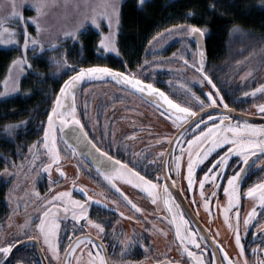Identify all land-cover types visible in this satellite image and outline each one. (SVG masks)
I'll list each match as a JSON object with an SVG mask.
<instances>
[{
  "label": "snow or ice",
  "instance_id": "6c2138e0",
  "mask_svg": "<svg viewBox=\"0 0 264 264\" xmlns=\"http://www.w3.org/2000/svg\"><path fill=\"white\" fill-rule=\"evenodd\" d=\"M27 2L35 9L37 16L35 18L25 19L20 11L13 13V18L19 19L22 22L24 28L23 31V50L26 57L31 47L35 52L36 48L40 51H44L45 42L40 37H33L27 31L28 23L36 25L37 31L42 32L44 29L41 27V21L45 15V9L49 7V0H27ZM137 3L141 6L144 5L145 0H137ZM15 7H22V5H15ZM214 8L215 5H210ZM107 22V27L110 30L107 34H104L98 42V49L108 52H115L119 54L116 45V35L113 29L115 24L116 29L120 25V13L117 5L114 2H108L100 5L98 10L93 14L85 16L75 27L71 29L62 30L55 38V40H49L46 43L51 48L65 49L66 46L78 45L81 46V30L86 25H93L96 29L102 28V22ZM4 21H0V43H15L14 37L16 32L11 31L9 27L4 26ZM183 31L188 32L190 35L195 36L197 41L201 40L206 35V29L198 26H190L183 28ZM234 31H240L234 29ZM249 36L252 34L249 33ZM157 40V37H153ZM261 46V51L264 52V38L255 37ZM158 42V40H157ZM200 60L198 63H194L192 68L200 77L199 83L201 86H209L210 90L203 93V99L195 96V93L189 88L188 93L191 94L195 101V108L191 105H182L180 102L170 98L164 91L154 86L153 83H145L141 79L133 78L129 72L127 75L123 72H116L109 67L93 66L84 69L70 68V71L75 72V75H71L69 80L63 83V87L60 88V95L55 99V106L51 109V113L47 116V128L42 129L43 139L38 141L37 144L42 143L46 154H51V162L43 167L44 173H50L53 165H56V170L59 172L60 177L66 178L65 172L59 167L61 163L60 149L56 144L57 130L64 132L65 129H70V132L66 133V139L64 140L65 147L69 150V157L75 155V153L83 148H86L88 155L96 162L97 173L103 175L104 180L115 188V191L120 194L123 200L131 209L135 212L141 213L143 210L138 207L128 195L116 187L114 183L117 180H123L125 183L133 184V179L136 181L134 187L141 189L149 196L153 197L152 203H156V195L162 190L165 199V204L168 205V212L171 214V222H176V217L179 216V222L176 223L175 235L179 240L180 245H186L184 251L189 257L192 258L193 264H233L232 259L228 253L223 250L222 247L216 246V249L221 253L219 257L216 255V251H212L208 254L207 260L202 258L205 252L208 251L207 244L204 248H201V243L198 242L197 233L194 230L190 231L189 221L184 218L183 212L179 209V205L175 204V198L172 196L169 188L171 183L169 182V173L165 172L164 177L161 178L158 175H154L153 179H147L146 176L141 175L140 171H136V162H131L132 167H129V163L123 162L117 159L114 155H110L111 145L109 144V150H104L98 145L101 140L95 139V137L89 136V131L94 129L85 130V124L76 117L75 106V85L79 81H83L85 77L88 80L103 79L109 77L115 80L117 83L129 86L130 89L135 90L140 94H147L148 97L153 98L158 108L161 110L160 115L167 117L173 127L177 129V134L174 138L167 141L169 145V151L167 153L168 158L171 160L175 157V169L177 174L180 172L183 157L187 155L186 172H187V188L193 190L194 187H198L200 195L204 196L205 184L208 183L214 189L220 188V182L226 183V187H223V193L228 198V206L224 207L223 213L225 220L229 219V211L239 202V186L245 178V174L250 168V161L252 164H256L259 159L264 158V126L257 127L254 124H250L244 121L243 124L239 120L233 121L231 116V110L229 105L224 100V95L221 94V90L214 82L212 75L206 68L205 50L201 45ZM62 67L66 65L67 61L63 63L60 60L55 61ZM14 66H27L31 68L32 65L22 58L13 62ZM187 65V61H184ZM248 75H251L249 73ZM171 83V82H169ZM19 84L14 81L9 87V82H4V92L0 93V96L6 95L9 92H18ZM257 92L264 93V84H261L259 88H256L251 95H255ZM250 93L245 92L247 96ZM70 97V101H69ZM62 101H69L67 106ZM228 110L225 114L214 115L215 111L220 108ZM211 110V111H209ZM259 113L264 115V105L259 106ZM26 125L27 122H24ZM18 125H8V129H15ZM105 135L104 130L101 131V137ZM130 139V138H129ZM183 141V145L181 144ZM175 145V149L171 147ZM186 145V147H185ZM33 147H36L34 145ZM222 150V151H220ZM177 152L179 155H177ZM213 153L215 155L213 156ZM136 155V154H134ZM161 153V160L164 158ZM211 157V159H210ZM256 157V160H253ZM144 159H147L144 157ZM208 162L206 170L202 179H198L195 176L196 170L200 165H204ZM149 163L155 164L156 161L152 160ZM103 166V167H101ZM154 180L156 182H154ZM82 193L84 189H80ZM259 194L260 207L264 208V183L256 184L253 187L248 188L247 196L253 197ZM37 195H39L37 193ZM86 195V193H85ZM213 197L216 195L212 193ZM72 193L67 191L52 192L51 198L44 204L42 217L39 218V223L36 225L39 233L41 234V242L46 245L52 256L50 258H58L59 256V243H58V229L59 224L52 220L50 223V216L52 215V209L55 205L62 203L65 199L69 205H74L80 210V214L73 215V220H87L98 233L103 234L105 227L102 222H93L88 219L86 213L88 211L86 204L79 200H73ZM207 200V198H205ZM87 200H91V196H87ZM94 203H99L94 201ZM193 203H196L193 200ZM208 206L207 204L205 205ZM173 207L177 209L173 212ZM65 212L69 211L66 207ZM120 216H124L123 212L119 213ZM257 211L255 208L248 214L247 218L243 220V224L248 226L252 224V221L256 218ZM131 217H129L130 219ZM236 224L234 230V242L238 247L239 252H244V245L242 243V235L240 231V217L239 212L235 214ZM181 226L184 228L183 234L181 233ZM229 227H232L230 224ZM25 238L32 239L31 233L27 230L24 231L22 236L13 237L11 240H6L3 244H0V264H10L8 257L12 254L13 249L17 247V243H24ZM87 243L90 246L96 247V260L93 264H108L104 255H101L103 251L102 244L92 237H86L85 239H77L73 243L69 242V251H72L74 247H79ZM188 246H193L199 250V254L189 251ZM257 250H253L255 254ZM245 264L247 261L245 260ZM258 264H264V261L258 262Z\"/></svg>",
  "mask_w": 264,
  "mask_h": 264
},
{
  "label": "flooded vegetation",
  "instance_id": "af4514ba",
  "mask_svg": "<svg viewBox=\"0 0 264 264\" xmlns=\"http://www.w3.org/2000/svg\"><path fill=\"white\" fill-rule=\"evenodd\" d=\"M262 53V55H264V52ZM263 65L264 57L258 61V66L262 68ZM113 70L116 72H123L125 75L130 72L133 78L141 79L145 83H153L139 77L136 66H124L123 69L115 67ZM243 70L244 69H208L217 87L220 88L221 94L224 95L225 102L229 105L233 121H247L257 124L258 126H264V115L259 113V108L257 109L260 105H264V93L257 92L255 95H251L256 88L264 84V71H261V76L259 77L261 81H253L252 84H250V88L246 87V85L236 87V89L242 93L239 97H235L234 94H231L226 88L227 85H230H226L227 78L233 74V72L237 73ZM246 70L247 69H245V71ZM69 78L70 77H68L67 80H69ZM107 78V80H104L105 82H111L123 92L133 94L153 107L158 113L161 121L158 128L161 133H166L158 144L153 145L152 141H148L143 147L136 151H132L129 148L124 150L120 147V144L116 145V143L112 141L109 143L111 145L110 155H114L117 159L129 163V167H132L133 164L131 162L135 161V170L140 171L141 175L146 176L147 179H153L154 175L163 178L165 172L169 173V182L174 181V183H171L169 191L175 198V204L179 205V209L183 212L184 218L189 221L190 231L194 230L197 233V239L198 242L201 243V248H204L205 244H207L208 251L205 252L202 258L207 260L208 254L212 251H216V255L219 257L221 253L216 249L218 245L228 253L233 264H245V260L247 264H258V262L262 261L264 259V208L261 207L258 210L259 213H257L256 218L252 221V224L248 226L243 224L244 213L240 212V231L242 243L244 245V252L242 254L237 252L238 247L235 245V242L223 243L214 233V225H221L228 234H230L232 230H235L236 224L235 216L231 213H229V219L225 220L224 215L222 216V212H218L219 204L224 197L223 187L225 183L221 181L219 189H214L206 183L203 197H199L198 187H194L191 191L188 190L186 171L181 169L177 174L175 169V157L170 160L167 156L169 151L167 141L176 136L177 129L172 126L171 121H169L167 117H162L160 115L161 110L158 108L156 102L152 101L146 94L137 93L135 90L130 89L129 86L121 85L115 80L109 77ZM153 84L169 95L170 98L179 102L176 98L172 97L167 88L158 83ZM82 86H84V84H80L78 88ZM74 90H76V88ZM198 90H200V93L203 95L205 90L201 88ZM245 90L250 94L245 96ZM76 91L75 96L77 94ZM227 111L228 110L221 107L213 114L221 115L225 114ZM130 120H132V122L135 121L134 118H130ZM130 126L134 130L130 137L133 139V143L135 144L137 140L138 142H145L148 138L146 131H151V129L147 127L151 126H147L146 123L138 124L134 122ZM85 130H87L86 127ZM1 133L2 131H0V134ZM58 135L65 140L60 131H58ZM89 136L93 137L90 131ZM57 139L60 142V137ZM0 142H2V138ZM183 143L184 142L181 141L182 145ZM40 144L42 145V143ZM98 146L106 151L109 150V148H105L101 146V144ZM171 147L175 149V145H171ZM6 149L7 148L3 146L0 147V171L2 170L1 166L6 165L8 158L11 157L3 151ZM15 149H17V152L13 155L17 162L19 160V147ZM147 149H150L148 150L149 153L152 151L151 155H147L148 152L145 151ZM161 153L165 154L163 161L161 160ZM142 154H144L143 156L147 159L140 160ZM47 155L51 156L50 153ZM177 155H179L178 152ZM214 155L215 153H213V156ZM256 159L257 158H253V160ZM152 160H155L156 163H149V161ZM73 162V165L66 162L64 163L65 167L69 166L71 169L65 168V174L68 176V179L63 180L65 178L60 177L62 182L56 179L57 174L59 175L56 167L51 170L49 178L50 180L55 179L56 182H53L46 197L50 199L52 192H62L63 186L68 184V187L71 188V198L85 203L88 209L86 213L88 219L93 222H102L105 227V232L103 234L98 233L87 220H73V215L75 214L78 216L80 210L74 205H69L67 199H65L62 203L53 207L52 215L50 216V223L52 220H55V222L59 224V229L57 231L60 247L58 258H50L52 256L51 251L46 245L42 244L41 234L36 228V225L39 223V218L42 217L44 204L47 203V200H42L44 204L39 201L38 204H35L34 207L26 213L19 214V208L18 212L15 213L17 209H14L8 202V183L0 178V244H3L6 240L13 239V237L22 236L25 230L29 231L32 236V239L25 238L24 243H17V247L13 249L12 254L8 257L10 264H93V261L96 260V251L98 250L96 247L85 243L69 251L70 240L74 243L75 240L85 239L86 237H92L102 244L103 251L101 255L105 256L108 264H193L192 258L184 251L186 245H180L175 235L176 223L179 222V216L176 217V222H171V214L167 210L168 205L165 204L166 197L162 190L156 195V203L153 204V197L149 196L141 189L134 187V185L116 184L114 182L116 187L120 188L122 192L128 195L133 203L143 210L141 213H137L126 204L120 194L115 191V188H113L108 181L104 180L103 175L97 173V164L92 157L88 155V151L82 153L78 150L75 155L71 156L70 163ZM250 165L243 182L240 184L242 191H244V188L252 186L260 178L258 174L253 173L252 161H250ZM72 167H76V169L73 171ZM205 167L206 165L202 168L200 166L196 170V178L202 179L204 171L206 170ZM89 180L92 182V185H90ZM154 182L156 181L154 180ZM80 189H84L85 192L82 193ZM213 192L216 193L214 197L212 195ZM87 196H91V200H87ZM205 198H207V200ZM193 200H195L196 203H193ZM94 201H98L99 203H94ZM203 202H207V208L201 206ZM66 207L69 209L67 212L64 211ZM242 207L243 204L241 202V208ZM176 211L177 209L173 207V212ZM237 211V208H235L233 214H236ZM120 212H123L124 216H120ZM129 217L131 218L129 219ZM28 219H30L29 222H27ZM230 224L232 227H229ZM183 232L184 228L181 226V233L183 234ZM188 247L189 251L199 254V250L195 249L193 246ZM254 249L257 250L255 254L253 253Z\"/></svg>",
  "mask_w": 264,
  "mask_h": 264
},
{
  "label": "rangeland",
  "instance_id": "374dc122",
  "mask_svg": "<svg viewBox=\"0 0 264 264\" xmlns=\"http://www.w3.org/2000/svg\"><path fill=\"white\" fill-rule=\"evenodd\" d=\"M125 1L126 0H49V7L45 9V15L41 21V27L44 29V31L38 32L35 24L28 23L27 25V31L33 37H40L42 41L45 42L44 51H40L39 48H36L35 52H33L30 47L29 52L25 57L23 50L24 28L22 26V22L19 19L13 18V13L20 11L22 16L27 20L29 18H35L37 16V12L33 7H31L27 0H0V21H4L5 27H9L11 31L17 33V35L14 37V40L17 42L0 43V49H14L16 51V55L9 63L4 77L0 80V93L4 92L5 80L9 82V87H11V84L14 81L18 82L20 89L18 92H9L6 95L0 96V101L24 93L22 89V79L32 67L28 68L27 66H14L13 62L22 58L26 59L27 62L32 66H34L33 64L35 59L37 60V57L48 61H50V57L52 59L54 58L55 61L60 60L62 63L66 60L67 63L63 68L60 64H57L55 61L51 60L53 63V73L58 78H61L63 83L68 81V77L75 74V72L70 71V68L84 69L93 66H100L114 69L115 66L104 64L106 63L104 58H106L109 54L116 57L120 55L115 52H108L106 50L101 51L97 47L99 39L110 31L107 27L106 21L102 22L103 31H101V29H96L93 25H86L85 28L81 30L80 37V41L84 43L82 36H87L90 31H94L96 33L98 38L95 50L97 54L96 59L98 62H100V64H90L92 62L87 60V56L81 53V46L73 44L66 46L65 49H54L51 48L46 42L49 40L54 41L56 36L62 30L75 27L85 16L93 14L98 10V7L104 3L114 2L119 9L121 19V11ZM147 1L148 0H145V2ZM246 3L247 4L244 5L243 8L244 11H250V9L257 7V4L256 2L254 3V0H247ZM15 5H22V7H15ZM137 5L139 4L137 3ZM190 26L193 25L189 23L169 25L168 27L161 29L155 35L151 36L145 46L142 60L136 67L139 77L149 80L153 83L161 84L163 87L167 88L172 97L176 98L180 103L186 106L191 105L192 107H195L196 101L194 97L188 93V89L190 88L192 92L195 93V96L203 99L204 97L198 89L201 88L205 90L204 92H207L210 90V87L206 85L203 87L201 86L199 83L200 77L192 68V65L194 63H198L200 59L198 60L199 53L196 45L197 43H194L192 35L182 30L183 28ZM111 31H115L117 33L116 45L118 48L119 28L116 29L114 24ZM153 37H157L158 42L157 40H154ZM72 46H76L79 50H75L74 47L72 48ZM228 48L229 50L227 51L229 52V59L227 61L226 69H244L243 71H239L237 73L233 72V74H231L226 81V85L230 84L229 86H226L227 90H229L231 94H234L235 97H239V95L242 93L239 92L236 87L246 85V87L250 88V84H252L253 81H261L259 77L261 76V71H264V65L261 68L258 66V61L264 57V55H262V51L256 50L250 54H247L243 58L230 60L235 52L233 51L234 49L229 47V45ZM45 52H50V56L45 57L43 54ZM185 60L188 62L187 65L184 63ZM84 61L87 62L85 63ZM225 64L226 63H224V65ZM126 66L127 65H125V67ZM218 66L219 65H210L209 69H219ZM116 67L122 69L124 68L122 65H117ZM245 69L247 70L245 71ZM249 73L252 74L248 75ZM107 79V77H104L103 79L89 80L84 83V86L78 88L76 91L77 94L75 96L76 117L85 124L87 130L94 129V131H90V133L95 137V139L101 140L100 144L105 148H109L107 145H109V143L112 141L116 143V145L120 144L122 149L126 150L129 148L132 151H136L137 149L143 147L148 141H152L153 145L158 144V142L163 139L164 134L166 133H161L160 129L158 128L161 121L156 110L142 101L139 97L127 92H123L120 88H117V86L113 85L109 81L105 82L104 80ZM245 91L247 92V90ZM59 93L60 91L57 93L55 99ZM151 100L154 101L153 98H151ZM62 102L65 104L66 101ZM54 106L55 100L51 109ZM258 108L259 107H257V109ZM50 113L51 110L49 114ZM130 118H134V123H146L147 126H151L147 127L150 128L151 131H146L148 138L145 142H138L137 140L135 144L133 143V139L130 137L134 130L130 126L133 123ZM240 122L243 124L244 121ZM254 125L260 127L257 124ZM46 128L47 124L45 122L44 129L46 130ZM102 129L105 132L103 137H101ZM58 131L59 130H57L56 136L57 138L60 137V142L58 139H56V144L60 149L61 163L59 167H61L65 172V168H68L69 170L71 168L69 166L65 167L64 163L66 162L73 165L74 162L70 163L71 157L68 155L69 150L65 147L62 137L58 135ZM25 132V130L19 132L18 127L12 134L18 135L23 133L21 135L24 136L27 135ZM11 137L13 140H15V136ZM11 137L9 136V138ZM42 139L43 136L42 138L39 137L29 146L20 145L19 160L16 162L14 155L9 154L11 157L8 158L7 164L1 166L2 170L0 171V178L4 179L8 183V202L14 207V209H17L15 213L18 212V208L19 214L30 211L35 204H38L39 201H42L46 198L49 188L53 182H56L55 179L50 180L49 178L51 175V170L54 169L56 165H53L50 173L46 174L43 172V167L51 162V156L46 154L43 144H37V141ZM34 145H36V147H33ZM16 147L17 145L12 146L11 150H14ZM148 150L150 149L145 151L148 152ZM151 154L152 151L150 153L148 152L147 155ZM143 155L144 154L141 155L143 158L141 157L140 160L144 159ZM186 162L187 155L183 157V163L181 167L183 171H186ZM205 165L207 167V162L200 166L202 168ZM72 168L73 171L76 169V167ZM252 170L253 173L258 174L260 178L250 187H253L259 183H264V158L259 159L256 164L252 165ZM57 173L59 172L57 171ZM56 179L62 182L58 174ZM67 179L68 176H66V178L63 180ZM89 182L90 185H92L90 180ZM115 183L128 184L123 180H117ZM135 183L136 181L133 179V184L129 185H134ZM224 187H226V183L224 184ZM250 187L244 188V191H242V188L239 186V202L229 211V213H231L233 216H235V214H233V210L235 208H237L239 215L244 213V219L245 217L247 218L248 214L253 208H255L257 213H259L258 210L261 208L259 194L257 193L256 196L248 197L247 191ZM70 190L71 188L68 187V184H65L62 188V191L70 192ZM37 193L39 195H37ZM199 197H202L200 192ZM241 202L243 204L242 208ZM206 204L207 202H203L201 206L207 208L205 206ZM227 206L228 198L224 195L218 207V212L221 211L222 216L224 215L223 209ZM29 220L30 219H28L27 222H29ZM214 233L223 243L234 242L233 230L230 234H228V232L221 225L217 226L215 224ZM237 252L240 253L239 249H237ZM262 261H264V259Z\"/></svg>",
  "mask_w": 264,
  "mask_h": 264
},
{
  "label": "trees",
  "instance_id": "16d2710c",
  "mask_svg": "<svg viewBox=\"0 0 264 264\" xmlns=\"http://www.w3.org/2000/svg\"><path fill=\"white\" fill-rule=\"evenodd\" d=\"M246 1L148 0L143 6H139L136 0H126L121 11L118 33L120 56L109 54L104 58L106 60L104 64L115 67L138 66L151 36L169 25L189 23L207 30L206 68L209 69L210 65H219V69H226L229 59L228 45L235 52L230 60L243 58L256 50L261 51V46H258L259 42L255 37L264 38V0H254L257 7L250 11L243 10ZM210 5L215 7L212 8ZM249 33L252 35L249 36ZM82 39L84 43L81 41V53L92 62L90 64H100L96 59L98 39L96 33L90 31L87 36H82ZM74 49L79 50L76 46ZM49 53L43 54L49 57ZM15 55L14 49H0V80ZM49 59L50 61L42 60L40 57H37L38 61L35 59L34 66L22 79L23 94L0 101V131H2L0 139L2 138L3 141L0 142V147L7 148L3 150L7 154H16L17 149L11 150L12 146L17 145L16 148L20 145L29 146L43 136L42 129L45 128L47 116L63 84L61 78H58L52 70V61L55 59L50 57ZM24 122L27 124L25 125ZM18 124L19 132L25 130L27 135L12 134L18 127L7 128L8 125ZM9 136H15L17 142Z\"/></svg>",
  "mask_w": 264,
  "mask_h": 264
},
{
  "label": "water",
  "instance_id": "95a60500",
  "mask_svg": "<svg viewBox=\"0 0 264 264\" xmlns=\"http://www.w3.org/2000/svg\"><path fill=\"white\" fill-rule=\"evenodd\" d=\"M193 39H194V41H196V43H197V45H198V49H199V53H200V50H201V45H203V49L205 50V53H206V46H205V37L204 38H202L201 40H199V42L197 41V38L195 37V36H193ZM205 61H206V56H205ZM83 69V68H82ZM86 81H89L88 79H87V77H85V79L83 80V81H79V82H77V84L75 85V88H76V90L78 89V86L80 85V84H84ZM75 90V91H76ZM59 95H60V93H59ZM59 95H58V97H59ZM69 101H70V97H69ZM69 101H66L65 102V106H67V104L69 103ZM68 132H70V129H65L64 130V132H62V136L66 139L67 137H66V133H68ZM79 152H87V149L86 148H83V146H81V149L79 150ZM253 158H256V157H253Z\"/></svg>",
  "mask_w": 264,
  "mask_h": 264
}]
</instances>
